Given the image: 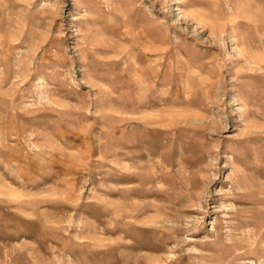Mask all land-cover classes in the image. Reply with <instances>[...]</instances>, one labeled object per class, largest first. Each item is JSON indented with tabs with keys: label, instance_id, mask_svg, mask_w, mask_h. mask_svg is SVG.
Listing matches in <instances>:
<instances>
[{
	"label": "rangeland",
	"instance_id": "1",
	"mask_svg": "<svg viewBox=\"0 0 264 264\" xmlns=\"http://www.w3.org/2000/svg\"><path fill=\"white\" fill-rule=\"evenodd\" d=\"M0 264H264V0H0Z\"/></svg>",
	"mask_w": 264,
	"mask_h": 264
},
{
	"label": "bare ground",
	"instance_id": "2",
	"mask_svg": "<svg viewBox=\"0 0 264 264\" xmlns=\"http://www.w3.org/2000/svg\"><path fill=\"white\" fill-rule=\"evenodd\" d=\"M249 55V54H248ZM244 56V55H243ZM251 59V58H250ZM246 61V60H245ZM252 61V60H251ZM238 71V70H237ZM241 71V70H240ZM247 72H249V71H247ZM167 113H170V112H167ZM157 114H160V113H157ZM164 113H161L160 114V116L161 115H163ZM166 114V113H165ZM190 114H193V113H190ZM160 116H154V117H152V118H154V120H156L158 123H166V118H161ZM164 116V115H163ZM155 117H160V118H155ZM168 120V119H167ZM204 120V119H203ZM149 121H152V120H149ZM82 164V163H81ZM131 164V163H130ZM138 195V194H137Z\"/></svg>",
	"mask_w": 264,
	"mask_h": 264
}]
</instances>
